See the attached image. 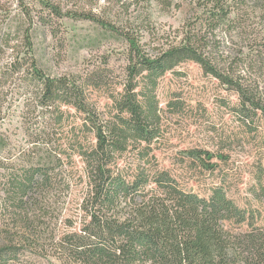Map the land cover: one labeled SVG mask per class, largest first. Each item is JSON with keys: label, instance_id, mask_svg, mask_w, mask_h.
Returning <instances> with one entry per match:
<instances>
[{"label": "trees", "instance_id": "obj_1", "mask_svg": "<svg viewBox=\"0 0 264 264\" xmlns=\"http://www.w3.org/2000/svg\"><path fill=\"white\" fill-rule=\"evenodd\" d=\"M135 4L141 8L132 18ZM171 5L168 0H19L20 13L13 15L0 0L1 56L14 37H22L27 49L25 58L4 72L0 92L8 82L3 79L19 75L34 101L28 116L43 110L40 130L28 132L29 137L37 144L50 139L65 121L64 105L84 114L81 131L94 136V141L76 139L73 145L89 182L82 204L86 224L56 247L76 264H264L260 213L239 207L223 188L208 198L186 191L169 171L158 168L154 150L163 136L154 93L158 81L188 61L238 96L234 111L247 127L264 121V0H197V12L185 21L180 41L158 48L152 44L158 35L153 8ZM65 18L92 22L125 40L121 92L111 87L109 68L86 77L53 78L37 64L35 37ZM28 62L32 67L25 74ZM104 88L113 103L109 120L90 100L91 90ZM3 113L0 109L1 118ZM33 151L22 159V174L15 178L2 173L6 166L0 161V264L21 262L23 246L43 239L39 229L52 198L70 191L72 172H63L61 154ZM129 154L134 164L121 165ZM186 155L210 172L218 167L214 160H229L200 150Z\"/></svg>", "mask_w": 264, "mask_h": 264}, {"label": "rangeland", "instance_id": "obj_2", "mask_svg": "<svg viewBox=\"0 0 264 264\" xmlns=\"http://www.w3.org/2000/svg\"><path fill=\"white\" fill-rule=\"evenodd\" d=\"M168 1L172 2L170 7L161 10L153 8L154 34L158 35L152 44L158 48L179 42L185 21L197 12V0ZM1 2L10 14L20 13L19 0ZM140 8L136 4L131 6L129 16L135 18ZM249 10L251 13L254 11L253 4L248 6ZM143 38L145 42L150 41L145 35ZM224 41L229 43L226 38ZM3 52L2 56L0 54V79L5 71L17 64V58L21 62L27 55L23 38L14 37ZM127 52L128 45L121 37L111 35L92 22L65 18L55 20L52 27L37 34L33 54L37 64L53 78L86 77L99 69L109 68L112 70L109 74L111 87L121 92ZM27 64L25 74L32 67V63ZM19 78L17 75L2 80L8 81L0 92V109L4 111L3 118L0 117L3 150L0 161L6 166L2 173L8 178L19 176L23 171L22 159L27 153L39 150L40 156L61 154L63 172H72L69 175L73 178L70 191L52 198L48 218L45 216L46 219H42L44 225L39 229L43 239L23 246L25 249L21 252L19 264H76L64 258L56 247L65 234L83 230L86 213L82 204L89 182L86 165L74 154L76 149L73 145L76 139L94 141V136L81 131L84 114L64 105L62 109L67 113L65 121L54 128L46 142L35 143L38 141L30 138L28 132L33 134L36 129L40 130L43 110L28 116V105L33 108L34 101L31 93L22 89ZM141 83L142 88L147 85L143 79ZM107 89L91 90L90 100L109 120L113 103ZM154 93L161 109L163 129L162 138L154 146L158 168L169 171L186 191L203 198L210 197L215 188H223L239 207L260 213L259 226H263L264 121L258 120L254 128L247 127L234 111L239 105L238 96L191 61L182 63L159 79ZM190 150L223 154L229 160L223 162L216 159L213 161L218 164L216 170L206 171L187 157L186 153ZM135 160V156L129 154L121 165H133Z\"/></svg>", "mask_w": 264, "mask_h": 264}, {"label": "flooded vegetation", "instance_id": "obj_3", "mask_svg": "<svg viewBox=\"0 0 264 264\" xmlns=\"http://www.w3.org/2000/svg\"><path fill=\"white\" fill-rule=\"evenodd\" d=\"M72 223H73V222H72ZM72 223H71V225H73ZM85 224H86V223H84V225H85ZM83 228H84V227H83ZM81 232H82V230H81ZM81 232H80V233H81ZM80 233L75 232V231H72V232H70V233L65 234L64 237H65V236H68V235H71V234H80Z\"/></svg>", "mask_w": 264, "mask_h": 264}]
</instances>
